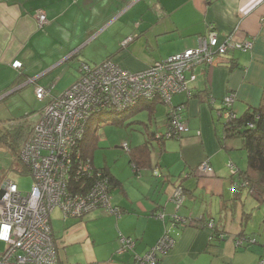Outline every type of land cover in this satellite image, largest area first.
Returning <instances> with one entry per match:
<instances>
[{"label":"crops","instance_id":"0c3cea01","mask_svg":"<svg viewBox=\"0 0 264 264\" xmlns=\"http://www.w3.org/2000/svg\"><path fill=\"white\" fill-rule=\"evenodd\" d=\"M38 12L48 19L42 29ZM211 32L221 41L229 37L251 41L252 48L231 51L214 65L188 72L197 76L190 83L192 97L181 93L172 99L175 106L186 103L184 116L190 131L183 138L154 144L151 135L166 127L167 112L158 121L157 106L152 118L145 109L119 124L145 125L144 141L138 138L130 153L119 149L122 153L105 154L103 165L98 166L95 153L102 149L98 140L93 161L114 178L111 197L117 214L98 209L72 219L55 209L51 227L59 264H136V254H144L166 230L176 243L162 264H259L264 255V200L233 191L240 179L237 175L232 181L228 163L244 171L247 154L245 159L240 138H224L225 119L217 110L228 94H235L239 116L261 102L264 0H0V125L35 118L79 79L82 63L99 65L112 59L123 70L138 73L197 48ZM129 37L134 39L124 46ZM16 61L22 63L21 69L13 68ZM38 86L50 89L51 98L38 100ZM14 106L21 114L5 115ZM145 111L148 122L136 119ZM144 144L143 150L138 149ZM204 161L214 170L210 179L192 173ZM176 183L185 189L182 208L172 200ZM174 214L213 220L217 233L225 238L211 241V230L203 223L172 227ZM241 235L257 243L237 247ZM120 236L134 238L136 248L120 254ZM4 249L0 242V253Z\"/></svg>","mask_w":264,"mask_h":264},{"label":"built area","instance_id":"2783aa9c","mask_svg":"<svg viewBox=\"0 0 264 264\" xmlns=\"http://www.w3.org/2000/svg\"><path fill=\"white\" fill-rule=\"evenodd\" d=\"M37 17L41 29L48 24L45 13L38 12ZM130 41L132 38L126 39L123 45ZM252 45L251 41L237 42L232 37L221 41L215 32H211L199 40L197 48L171 55L138 73L123 70L112 59L99 65L82 63L79 79L44 106L18 153V160L32 176L31 190L23 194L11 180L0 184V242L5 245L0 253V264H59L51 227V214L57 208L65 218H82L98 209L116 213L107 178L102 171L93 168L89 159H82L79 149L87 121L93 113L103 108L123 110L136 105L141 97L152 99L157 94L174 112L171 107L173 96L189 93L190 83L197 79L194 73L188 76V72L199 66L214 65L231 51H248ZM12 66L21 69L22 63L16 61ZM49 95L48 88H36L38 100ZM235 102V94H229L219 116L232 120L237 114ZM173 130L178 134L188 131L186 122L178 115L174 118ZM123 148L128 151L129 144L124 142ZM230 168L232 175H236L231 163ZM202 174L214 175L208 161L197 170V176ZM85 176L89 181L80 187L81 191L73 190L71 179ZM185 197L183 186H176L172 200L177 208L183 205ZM164 216L159 215L160 218ZM199 221L200 218L186 219L175 214L170 218L172 227L194 225ZM205 225L214 231L213 221ZM220 237L223 239L225 235L220 233ZM175 243L166 230L155 246L142 255L136 254L135 263L160 264L158 257L167 255ZM119 244V253L124 254L133 251L137 243L132 238L120 236Z\"/></svg>","mask_w":264,"mask_h":264},{"label":"trees","instance_id":"16d2710c","mask_svg":"<svg viewBox=\"0 0 264 264\" xmlns=\"http://www.w3.org/2000/svg\"><path fill=\"white\" fill-rule=\"evenodd\" d=\"M182 93L183 94L186 93L188 99L192 97V89L189 91V93L187 92H182ZM208 102L210 103L211 106L213 105V99H212L211 94H209ZM158 104H165L160 94L155 95V97L152 99H146L144 97H141L138 99L136 105L129 106L128 108L123 109V110L113 109V108L112 109H108V108L100 109L98 112L93 113L90 116L89 120L87 121L85 132H84L83 138L80 141V145H79V149L82 152V159L83 160L89 159L91 161L93 168L96 171L103 172V175L107 178L109 182L108 186H109L110 193L113 189L114 178L108 172L107 169L97 168L93 161V153L95 150L99 148L98 146L99 133L98 132L101 129V126L104 123L110 124L113 126H119V124L120 125L123 124L125 120L131 119L133 114L137 113L140 110L142 111L145 109L149 110L150 112L149 117L152 118V116L154 117V111L156 110V107L158 106ZM223 106H224V103H223ZM171 107L174 112H172L170 110V107L168 106V110L166 113L165 130L162 132H156V133L154 132L151 135V138L153 140L156 139L158 142H165L168 139H181L183 138L185 133H188L190 131L188 121L186 120L184 116L185 109H186V103L175 106L173 105L172 100H171ZM223 109L224 107H222L221 109H218L217 112L220 113L221 111H223ZM176 115H178L181 118V121L186 122L188 126L187 132L178 134L173 130L174 118ZM235 115L236 116L232 120H229V121L224 120V125H225L224 138L225 139H233V138L241 139L243 148L247 153V166L244 171H240L235 168L237 171L236 174L238 175L240 181H238V183L234 182V184H237L238 186L235 187L234 185L233 191L236 193H239L241 191H246L251 196H254V197H255V193H257L260 196L259 199H262L264 195V91H263L261 102L257 108L247 110L242 116H239L238 114H235ZM31 129L32 128H30V131ZM21 134H22V129L17 131L16 135H13V136L14 138L16 137L15 139H17L18 137H21ZM8 136H9V132L0 130V141L6 147L10 148L13 152H15V154L18 156L19 151L17 150V148L16 150L13 149L11 145L12 142L9 143L8 141ZM144 147H146V144L142 145V147L138 146V149L143 150ZM131 151L132 149L131 147H129V150L127 152L130 153ZM131 164L133 165L136 171H139L140 166L138 165V163H136L135 161H132ZM198 168L192 171L194 175H196ZM25 169L29 172L28 168L25 167ZM87 177L88 176H85L84 178L79 177L77 179H74V178L71 179L73 190L81 191L80 187L84 185L85 182L89 181ZM234 178L235 176L232 175V178H231L232 181L234 180ZM86 185L87 187L89 186L88 183ZM183 206H184V203L181 206V208ZM82 218H72V219H82ZM186 219H188V217H186ZM190 219H193V218L191 217ZM194 219H196V217H194ZM207 221L209 222L210 220H207L206 217H202V223H206ZM191 225L192 224L187 223L186 226H191ZM194 225H197V223H195ZM211 233H213L212 240H214L215 238L224 240V238L222 239L220 237V233H217L216 226L214 228V231L213 232L211 231ZM127 238H132V237H127ZM256 243H257L256 239H253L245 235H241L237 239V247L243 246L247 248L250 245H253ZM57 251H58V245H57ZM263 259H264V255L260 257L259 264H261V261ZM58 260H59V254H58ZM59 263H60V260H59Z\"/></svg>","mask_w":264,"mask_h":264},{"label":"rangeland","instance_id":"374dc122","mask_svg":"<svg viewBox=\"0 0 264 264\" xmlns=\"http://www.w3.org/2000/svg\"><path fill=\"white\" fill-rule=\"evenodd\" d=\"M129 38H132V40L134 39L133 37H129ZM71 86H69L68 88H70ZM67 89H65L58 96H61ZM48 97L51 98V94ZM167 107H168L167 104L158 105L157 117H155L158 119V121H160L164 117V113L167 112L166 111ZM37 110H39V108H37ZM10 114L18 115L21 113H18V111L16 110V106H14L11 110L6 111V113H5V115H10ZM39 118H40V113L38 115H36L35 118H33V119L31 118L28 121H26L25 119L23 121L20 118L13 119L12 121H10L7 124H1L0 130L5 131V132H9V136H8L9 143L12 142L11 145H12L13 149L16 150V148H17V150L20 151V149L24 145V142L28 138L30 128H32L34 126V124L38 121ZM136 119L141 120L143 122H148V112L145 111V112H141V113L137 114ZM127 126H129V127L128 128L127 127H121V126L118 127V126H113V125H109V124H105V123L101 126V129L99 130L98 133H99V137H100L99 138L100 139L99 145L102 149H98L95 153L96 165H98V166L103 165L105 154H108V155H109V153L115 154L117 152V150L119 153L121 152L120 150H123V151H125V153L128 154L127 150L122 148L124 142H127L129 144V147H131V145L134 144V142H138L137 141L138 138L142 137V139L144 141V134H143L145 132V125L144 124L135 123V124L127 125ZM20 129H22L21 137H18L17 139H15L16 137L14 138L13 135H16V132L19 131ZM185 134H187V133H185ZM197 134L199 135V133H197ZM168 140H173V139H168ZM174 140H176V139H174ZM154 141H155L154 144L156 145V143H158V141L156 139H154ZM243 151H244L245 159H246L247 153L245 150H243ZM228 169H229L230 175H232L233 173H232V170L230 168V163H228ZM148 172H150V171H148ZM154 175L156 176L155 172H154ZM201 176L204 179H210L214 175L211 176V174H202ZM234 176L237 177V174ZM4 180H11V181L15 182L18 185L20 192H22L23 194L28 193L31 190L32 185H33L32 176L25 169L24 165L18 160V157L15 154V152H13L10 148L6 147L0 141V184ZM175 186H182V185L180 183H178V184L176 183ZM255 197H260V196L257 193H255ZM262 199H264V195H263ZM175 207H177V206H175ZM188 218H190V216ZM169 225H171V223ZM212 236H213V233H210V238ZM127 253H130V251ZM163 257L164 256L158 257L160 264H162V258Z\"/></svg>","mask_w":264,"mask_h":264},{"label":"clouds","instance_id":"9594fccd","mask_svg":"<svg viewBox=\"0 0 264 264\" xmlns=\"http://www.w3.org/2000/svg\"><path fill=\"white\" fill-rule=\"evenodd\" d=\"M184 191H185V189H184ZM185 196H186V194H185ZM186 198V197H185ZM185 201V200H184ZM191 218V217H190ZM193 219H194V217H192ZM197 219V218H196ZM198 221V220H197ZM210 221H213V220H210ZM208 222V221H207ZM206 222V223H207ZM214 222V221H213ZM206 223H203V225L206 227ZM197 224H202V217L200 218V221L199 222H197ZM215 224V223H214ZM192 226V225H191ZM221 233V232H220ZM224 234V233H223Z\"/></svg>","mask_w":264,"mask_h":264}]
</instances>
